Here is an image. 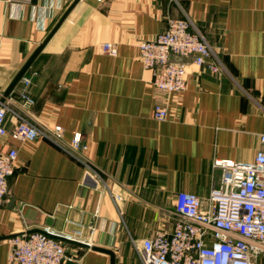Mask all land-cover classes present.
Masks as SVG:
<instances>
[{"label":"crops","instance_id":"1","mask_svg":"<svg viewBox=\"0 0 264 264\" xmlns=\"http://www.w3.org/2000/svg\"><path fill=\"white\" fill-rule=\"evenodd\" d=\"M186 15L213 55L202 66L173 56L186 66L187 87L168 96L170 116L160 121L153 109L163 97L139 43ZM39 47L24 73L34 105L18 96L22 78L6 100L48 134L62 127L65 142L81 133L96 175L48 136L0 135V152L18 151L0 205V264H9L13 234L44 226L82 230L91 247L75 245L79 264H142V241L172 231L180 191L206 200L221 176L215 159L251 162L261 147L264 0H0L1 98ZM16 121L9 112L6 126Z\"/></svg>","mask_w":264,"mask_h":264},{"label":"built area","instance_id":"2","mask_svg":"<svg viewBox=\"0 0 264 264\" xmlns=\"http://www.w3.org/2000/svg\"><path fill=\"white\" fill-rule=\"evenodd\" d=\"M28 3L31 0H10ZM105 53L115 56L117 46L105 42ZM192 57L202 66L208 63L213 49L189 17H169L166 28L154 37L139 43V59L153 71V85L161 97L154 104L153 115L169 119L168 96L181 93L187 87L188 73L183 62L173 56ZM219 70L216 64H209ZM24 86L18 96L23 107L35 103L30 92L32 77H22ZM12 112L17 121L6 126L7 114ZM64 129L57 126L50 134L29 120L24 113L14 110L0 97V135L17 141L36 140L48 136L63 150L82 161L87 175H96L85 159L87 144L83 135L75 133L71 142L62 138ZM261 147L251 162L233 159H215V168L221 170L214 180L206 200L193 192L180 191L175 202L172 231L160 229L142 241L139 248L142 264H259L264 257V132L260 133ZM18 151L11 148L0 152V205L9 194V178L15 172ZM115 201L119 193L111 192ZM9 264H79L81 255L75 245L91 247L82 238V230L57 231L51 226L26 229L10 239Z\"/></svg>","mask_w":264,"mask_h":264},{"label":"water","instance_id":"3","mask_svg":"<svg viewBox=\"0 0 264 264\" xmlns=\"http://www.w3.org/2000/svg\"><path fill=\"white\" fill-rule=\"evenodd\" d=\"M42 47H39L35 53L30 57V59L26 62V64L22 67V69L17 73V75L14 77L13 81L11 82V84L9 85V87L7 88L5 95L1 98V101H4L6 99L7 96H9L14 87L16 86V84L21 80V78L23 77L25 71L28 69V67L31 65L33 59L35 58V56L38 54V52L41 50ZM67 264H76V263H72V262H68Z\"/></svg>","mask_w":264,"mask_h":264},{"label":"rangeland","instance_id":"4","mask_svg":"<svg viewBox=\"0 0 264 264\" xmlns=\"http://www.w3.org/2000/svg\"><path fill=\"white\" fill-rule=\"evenodd\" d=\"M263 259V260H262ZM259 264H264V257L260 258Z\"/></svg>","mask_w":264,"mask_h":264}]
</instances>
